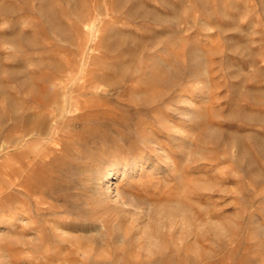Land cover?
Instances as JSON below:
<instances>
[{"label": "rangeland", "instance_id": "obj_1", "mask_svg": "<svg viewBox=\"0 0 264 264\" xmlns=\"http://www.w3.org/2000/svg\"><path fill=\"white\" fill-rule=\"evenodd\" d=\"M0 261L264 264V0H0Z\"/></svg>", "mask_w": 264, "mask_h": 264}, {"label": "bare ground", "instance_id": "obj_2", "mask_svg": "<svg viewBox=\"0 0 264 264\" xmlns=\"http://www.w3.org/2000/svg\"><path fill=\"white\" fill-rule=\"evenodd\" d=\"M192 62L195 64H193V67H196V64H197V62H198V57L196 56V55H193L192 56ZM175 79H173V78H171L170 76H168L167 78H166V80H164L165 82H166V85L168 86V85H171V84H173L175 81H174ZM158 99H160V98H162L160 95H158V96H156ZM175 97H173V96H171V98H169V100L168 101H170V100H172V99H174ZM192 117L195 119H197V117H199V114L198 113H196V112H194V113H192ZM31 130H32V128H31ZM30 130V131H31ZM54 131V130H53ZM29 132V131H28ZM208 134V133H207ZM26 135H27V133H26ZM209 135V134H208ZM55 139V138H54ZM40 152V151H39ZM42 155V154H41ZM37 157V156H36ZM42 157V156H41ZM34 159H36V158H34ZM33 159V160H34ZM40 160V159H39ZM31 163H34V162H31ZM117 169V166H112V167H109V169H107V171L105 172V174H104V180H103V182L105 181L106 182V186H107V188L110 190L111 189V186H112V184L110 183L111 182V179L113 178V176H115L116 174H115V170ZM12 174H10V176H11ZM15 180V179H14ZM27 180V179H26ZM28 182V181H27ZM104 184V183H103ZM28 185V184H27ZM25 186H26V183H25ZM25 188V187H24ZM26 189V188H25ZM29 190H30V188H29ZM31 190H32V188H31ZM30 193H31V191H30ZM132 200V199H131ZM10 208V207H9ZM27 210V206H18L17 208H16V211H15V215L16 214H18V213H22V214H24V212ZM8 211V210H7ZM10 211V210H9ZM12 215V214H11ZM10 215V216H11ZM36 228H37V226H36ZM36 236H37V239H38V241L40 242V243H42L43 244V242H44V237L42 236V235H40L39 233L38 234H36ZM24 238V237H23ZM22 238V239H23ZM26 239V238H25ZM39 242H35V243H33V244H31V242L29 241V240H25V242H23V244L26 246V248L28 247H33V249H35V250H37V249H39L40 247H41V245H40V243ZM27 250V249H26ZM27 252V251H26ZM0 262H2V261H0Z\"/></svg>", "mask_w": 264, "mask_h": 264}]
</instances>
